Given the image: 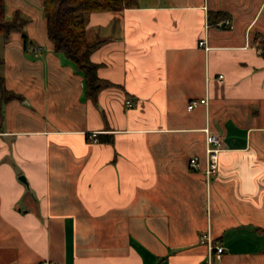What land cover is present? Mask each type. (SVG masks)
Wrapping results in <instances>:
<instances>
[{
	"label": "crops",
	"instance_id": "0c3cea01",
	"mask_svg": "<svg viewBox=\"0 0 264 264\" xmlns=\"http://www.w3.org/2000/svg\"><path fill=\"white\" fill-rule=\"evenodd\" d=\"M19 5L26 25L0 35V264H205L208 228L224 246L213 264H264V0L89 12L91 59L113 82L96 100L42 0H6L7 15ZM206 128L224 141L210 179Z\"/></svg>",
	"mask_w": 264,
	"mask_h": 264
},
{
	"label": "trees",
	"instance_id": "16d2710c",
	"mask_svg": "<svg viewBox=\"0 0 264 264\" xmlns=\"http://www.w3.org/2000/svg\"><path fill=\"white\" fill-rule=\"evenodd\" d=\"M42 2L46 31L53 42L54 50L63 52L83 72L85 92L96 100L99 90L112 85L113 82L99 77L97 73L99 64L91 59V53L98 46L99 41L88 40L87 16L92 11L133 7L138 4V0H42ZM26 23L27 19L21 15L20 10H16L9 17L6 0H0V35L7 37L12 31L23 29ZM256 39L260 53L264 57V35L258 34ZM2 62L3 59L0 57V63ZM0 91L3 96L7 95L2 76H0Z\"/></svg>",
	"mask_w": 264,
	"mask_h": 264
},
{
	"label": "built area",
	"instance_id": "2783aa9c",
	"mask_svg": "<svg viewBox=\"0 0 264 264\" xmlns=\"http://www.w3.org/2000/svg\"><path fill=\"white\" fill-rule=\"evenodd\" d=\"M221 24L226 23L229 24V20H224L220 22ZM201 45H206V40H200ZM41 46H35L33 48L34 52L37 54L39 50H41ZM259 52H260V48ZM219 79H223V74L219 75ZM200 103L207 104L208 99L204 97L200 99ZM198 101H192L189 104V108H192ZM132 102L127 100V106H131ZM90 139L96 141L98 139V131H92L89 134ZM224 147L223 138L217 134L216 132L206 128V146H205V167L203 169L207 179H210L212 175L217 173L219 168V153ZM189 165L192 168L200 169L201 161L200 157L197 155L192 156L189 159ZM200 242L205 244L208 249L207 262L205 264H213L214 259H220L222 253L224 252V246L217 243L211 233V230L208 228L205 233L200 236ZM38 264H58L55 260L52 259H42Z\"/></svg>",
	"mask_w": 264,
	"mask_h": 264
},
{
	"label": "rangeland",
	"instance_id": "374dc122",
	"mask_svg": "<svg viewBox=\"0 0 264 264\" xmlns=\"http://www.w3.org/2000/svg\"><path fill=\"white\" fill-rule=\"evenodd\" d=\"M17 7H20V10H21V13H22V14H23V12H27L25 9L22 10L21 5H19V6H17ZM22 14H21V15H22ZM26 15H27V13H25V16H26ZM43 15H44V14H43Z\"/></svg>",
	"mask_w": 264,
	"mask_h": 264
},
{
	"label": "water",
	"instance_id": "95a60500",
	"mask_svg": "<svg viewBox=\"0 0 264 264\" xmlns=\"http://www.w3.org/2000/svg\"><path fill=\"white\" fill-rule=\"evenodd\" d=\"M21 179L24 180V181H26V179H25V177L23 175L21 176Z\"/></svg>",
	"mask_w": 264,
	"mask_h": 264
}]
</instances>
